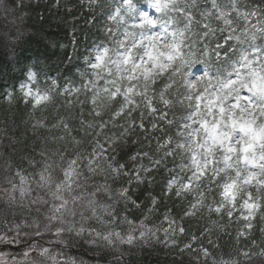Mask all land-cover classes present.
I'll list each match as a JSON object with an SVG mask.
<instances>
[{
    "label": "snow or ice",
    "instance_id": "snow-or-ice-1",
    "mask_svg": "<svg viewBox=\"0 0 264 264\" xmlns=\"http://www.w3.org/2000/svg\"><path fill=\"white\" fill-rule=\"evenodd\" d=\"M207 2L210 7L199 0H144L138 7V0H119L109 13L104 40L85 57L91 76L81 73L89 78L74 90L85 93L91 121L82 110L78 120L69 115L51 126L38 120L33 129L40 150L24 158L26 168L3 178L0 243L27 249L24 260L13 264H44L30 259L32 252L52 264H76L53 256L41 243L46 236L55 237L57 246L87 243L97 249L158 239L160 229L147 221L161 197L186 202L181 221L206 214V233L227 217L229 224L242 225L237 241L250 234L257 213H264V0L261 6L255 0ZM23 7L25 0H18ZM36 78L30 70L29 81ZM21 91L33 108L51 100V89L22 84ZM109 126L120 130L108 135ZM137 129L150 150L122 160L123 145ZM161 169L168 173L161 195L148 192L150 206L133 198V185L153 184ZM129 206L148 215L137 224L128 217ZM164 222V236L175 246L176 234L186 229L171 210ZM122 224L127 231L117 230ZM122 259L123 252L117 264Z\"/></svg>",
    "mask_w": 264,
    "mask_h": 264
},
{
    "label": "trees",
    "instance_id": "trees-1",
    "mask_svg": "<svg viewBox=\"0 0 264 264\" xmlns=\"http://www.w3.org/2000/svg\"><path fill=\"white\" fill-rule=\"evenodd\" d=\"M199 2L201 7L211 6L207 0ZM255 3L261 6L260 0H255ZM118 4L119 0H25V7L20 9L18 0L16 4H12L10 0L8 7L0 5V208L6 203L3 189L7 185L3 178L10 177L19 166L26 168L24 158L34 149L37 152L40 150V137L34 135L33 129L38 120L49 126L60 117L69 115L78 120L82 110L84 119L91 121L92 117L88 115L91 105L87 102L85 93L74 90L80 89L82 83H86L91 76L85 57L92 52L94 45L104 40V25L110 23L107 17ZM143 6L144 0H138V7ZM120 38L123 39L122 36ZM30 70L37 73L35 81L28 79ZM83 72H88L89 77H82ZM53 81L56 82L55 86ZM22 84L31 85L41 92L51 89V100L33 108L21 91ZM66 88L73 91L70 94L65 93ZM77 100L85 103L81 105ZM145 123L149 126L147 118ZM75 126L78 127V124ZM119 130L109 126L106 134L110 135ZM40 134L48 135L42 130ZM159 135V132L153 133V136ZM84 139L90 140L91 137ZM148 144L144 134L137 129L123 145L121 159L124 160L141 149L149 151ZM151 144L154 148V139ZM84 146L87 147V144ZM49 147L55 148L59 145L50 144ZM36 158L39 159L38 156ZM168 167H173V164L169 163ZM153 176L155 180L151 185L143 184L139 189L133 185V198L139 197L146 206H150L146 194L151 192L160 196L168 173L161 169L153 173ZM185 203L175 197H161L157 211L147 221L149 227L160 229L159 238H153L148 243L105 249L93 248L87 243L68 247L57 246L53 236H46L41 243L58 260H75L76 264H117L121 252L123 259L119 264H213V261L221 259L237 260L238 264H264V219L261 218L264 213H257L252 221L250 234L237 241L235 237L240 224H229L227 218L221 222L222 226L210 233L204 231L211 226L206 214L181 221ZM168 210H171L172 216L186 229L185 234H176L175 246L167 241L162 230L168 227L167 222L162 223ZM146 215V209L129 206L128 217L137 224ZM213 219L217 218L214 216ZM117 230L127 231V225L122 224ZM192 236H197L198 239L193 241ZM49 240L53 243L49 244ZM185 244L192 245L190 251L184 248ZM201 248L207 249L209 255L204 256L199 251ZM26 250L25 247L6 248L0 252H9L14 261H18L24 258L22 253ZM35 253L32 252V255ZM242 253H248V256L245 257ZM29 258L52 264L48 258H39L37 253Z\"/></svg>",
    "mask_w": 264,
    "mask_h": 264
},
{
    "label": "rangeland",
    "instance_id": "rangeland-1",
    "mask_svg": "<svg viewBox=\"0 0 264 264\" xmlns=\"http://www.w3.org/2000/svg\"><path fill=\"white\" fill-rule=\"evenodd\" d=\"M30 87L33 88V90L35 91V88L31 85H29ZM24 95V94H23ZM26 98V97H25ZM29 99V98H27ZM227 218V217H224ZM228 219V218H227ZM240 228H242V225H240ZM0 245H3L2 243H0ZM36 254V253H35ZM34 254V255H35ZM34 255H32V253H30V256L33 258ZM24 258L19 259L18 261H23ZM14 261V259L11 257L9 252H0V264H12Z\"/></svg>",
    "mask_w": 264,
    "mask_h": 264
},
{
    "label": "clouds",
    "instance_id": "clouds-1",
    "mask_svg": "<svg viewBox=\"0 0 264 264\" xmlns=\"http://www.w3.org/2000/svg\"><path fill=\"white\" fill-rule=\"evenodd\" d=\"M9 3H10V0H0V5H6V4H8L9 5Z\"/></svg>",
    "mask_w": 264,
    "mask_h": 264
}]
</instances>
